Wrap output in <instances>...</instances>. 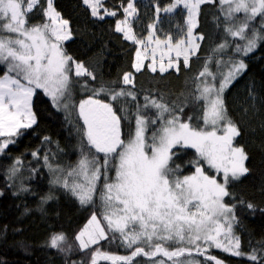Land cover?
<instances>
[{
    "label": "snow or ice",
    "instance_id": "snow-or-ice-1",
    "mask_svg": "<svg viewBox=\"0 0 264 264\" xmlns=\"http://www.w3.org/2000/svg\"><path fill=\"white\" fill-rule=\"evenodd\" d=\"M39 3L40 0H0V66H3L0 69V137L5 138L0 140V154L15 143L13 138L22 135L21 130L37 123L33 111L37 90L42 91L58 111L64 109L66 119L72 108L77 109L86 144L76 165L68 169L54 167L48 156L44 157L54 176L51 183L75 198L81 207L94 204L99 192L103 215L98 217L93 212L75 236L81 251L101 241L118 242L130 250L127 255H110L93 248L90 264H97L101 256L112 264H144L138 257L146 258L148 264L169 261L171 264H227L212 254L213 248L231 257L245 258L252 264H264V254L258 256L255 249L250 253L241 250L240 238L234 234V225L238 222L235 205L225 202V197L233 195L229 185L250 173L246 166L247 152L243 146L234 144L235 138L241 135L240 128L229 117L225 103V92L247 68L244 61L217 60L214 72L208 66L209 60L199 72L192 99L201 109L198 119L203 121L202 127L193 126L191 116L187 120L181 118L187 100L177 109L165 103L162 97L145 96L144 105H137L133 114L134 132L125 140L121 122L129 119L127 98L135 101L136 94L103 82L90 88L87 80H73L74 76L95 81L97 76L82 61L64 51L62 42L71 39L69 21L56 10L53 0H46L47 6L43 9L46 22L28 23L29 13ZM83 3L93 17L116 16L115 11L103 6V0H83ZM215 3H219L223 13L226 36L245 42L236 46L237 53L248 55L264 42V0H173L163 9L157 6V14L172 13L182 6L186 10V29H181L183 36L176 41L170 35L160 39L156 36L155 23H150L148 44L133 34L129 17L137 14V8L129 0L124 7V19L116 22L115 30L122 32L125 40L143 45L145 53L149 44L156 45L151 52L152 63L148 65L152 72L157 71L155 55L161 45L167 49L161 51V73L176 66L172 59L164 63V56L173 51L177 57L183 55L187 67L190 55L200 47L196 41L204 39L202 35L193 34L201 5ZM102 8L104 15H100ZM258 17L260 30H256L253 23ZM228 46L225 39L215 51L223 52ZM146 58L139 49L136 51L133 67L137 72ZM132 82V73H125L122 83ZM76 84L91 91L78 105L71 103ZM102 95L108 102L99 98ZM117 104L119 109L115 107ZM148 109L155 110L154 118L145 114ZM118 112L125 115L122 117ZM150 125L156 127L149 137ZM178 148L195 150L199 160L194 162V174L182 178L176 175L179 165L173 167V157L177 154L173 150ZM32 156L38 158V153L33 152ZM200 161L222 174V182L207 175ZM20 165L17 159L9 169L10 179L16 176ZM113 168L115 176L110 178ZM27 191L21 184L19 192L14 194ZM55 198L51 191L43 196L41 211L43 205ZM246 207L255 210L250 202ZM65 239L63 233H54L49 246L65 251L61 247Z\"/></svg>",
    "mask_w": 264,
    "mask_h": 264
},
{
    "label": "trees",
    "instance_id": "trees-1",
    "mask_svg": "<svg viewBox=\"0 0 264 264\" xmlns=\"http://www.w3.org/2000/svg\"><path fill=\"white\" fill-rule=\"evenodd\" d=\"M142 1L131 0L137 8V14L130 19L133 34L137 38L145 41L150 23H155L156 30L170 36L173 35L174 27L183 26L185 14L182 9H177L172 15L163 11L157 14L155 11L157 6L163 9L173 0H144L149 3L147 7L143 6ZM128 2L129 0H103V6L115 11L116 16L104 15L103 19H99L91 15V10L83 0H53L56 10L69 21L71 39L62 42L64 51L75 60L82 61L97 76L95 81L87 77L75 78L87 80L90 88L98 87L103 82L117 88H126L136 94L135 101L127 98L129 119H122L121 122L122 139L127 140L134 132L133 114L136 106L144 105L145 96L154 99L162 97L165 103L177 109L187 100V106L180 114L181 118L187 120L191 116V124L202 127L203 121L198 119L202 114L201 109L192 99L199 72L209 60L211 62L208 66L214 72L217 60H243L247 68L225 92V103L229 117L240 128L241 135L235 138L234 144L243 146L247 152L249 159L246 166L250 173L229 185V191L233 195L225 197V202L235 205L238 222L234 225V234L240 238L241 250L250 253L255 249L258 256L264 254V211H261L264 209V42L248 55L237 53L236 46L245 42L226 36L219 3L203 4L194 34L202 35L204 39L198 40L200 47L194 56L189 57L187 67L180 59L175 69L164 73L152 72L147 61L139 72H134L132 64L138 45L125 40L115 30L116 22L124 19V7ZM46 6V0H40L37 7L29 13L30 25L46 22L47 18L43 15ZM103 13L102 8L100 15ZM253 23L256 30L261 29L259 17ZM225 39L229 46L223 52H216L217 46ZM125 73H132V84L122 83ZM75 86L81 87L78 84ZM87 93L81 98L87 99L91 91ZM99 98L108 102L105 97ZM115 107L119 109L120 106L117 104ZM33 111L37 123L30 129L21 130L22 135L13 138L15 143L0 154V264H90L93 248L110 255L129 254L130 250L121 247L118 242L101 241L88 250L79 249L75 236L93 212L98 217L103 215L99 192L94 198V204L81 207L75 198L50 183L49 168L44 157L47 155L53 166L71 167L80 159L86 141L83 134L76 135L77 132L65 118L66 115L53 107L51 100L40 90L33 97ZM118 114L122 117L125 115L123 112ZM145 114L152 119L155 117V110L148 109ZM155 127L156 125L149 126V137ZM45 137L49 139L45 140ZM173 151L177 153L173 157V167L179 165L176 175L182 178L194 174V162L199 160L196 153L191 148ZM33 152L38 153V158L32 156ZM17 159L21 161L19 171L10 179L9 169ZM202 164L200 161L205 173L211 175ZM114 176L113 168L109 177ZM21 184L28 191L14 194L19 192ZM49 191L56 198L43 205L41 211V198ZM249 202L255 205V210L246 207ZM54 233L65 235L66 239L61 244L65 251L49 246ZM210 251L227 264H252L245 258L231 257L215 249ZM137 260L148 264L146 258L138 257ZM97 264L112 262L101 256L97 258Z\"/></svg>",
    "mask_w": 264,
    "mask_h": 264
},
{
    "label": "rangeland",
    "instance_id": "rangeland-1",
    "mask_svg": "<svg viewBox=\"0 0 264 264\" xmlns=\"http://www.w3.org/2000/svg\"><path fill=\"white\" fill-rule=\"evenodd\" d=\"M143 2V6L144 7H147L148 5H149V3L148 2H146V1H142ZM179 9V8H178ZM180 9H182L183 10V12H184V14H185V18H184V22H183V26H181V27H174V29L175 30H173V35L171 36L172 37V39H173V41H176V40H178V39H180L182 36H183V32L181 31V29H186V23H185V21H186V10H184L183 8H182V6L180 7ZM175 13V11L174 12H172V13H167L168 15H172V14H174ZM103 15H104V13H103ZM107 16V15H106ZM130 19H132L131 17H129V20ZM196 29V28H195ZM194 29V30H195ZM119 33H121L122 35H123V37H124V34L122 33V32H119ZM147 33H149V32H147ZM193 34H194V31H193ZM194 35H196V34H194ZM148 36V35H147ZM156 36L157 37H159L160 39H165L168 35H166V34H164L163 32H161L160 30H156ZM197 36V35H196ZM67 41V40H66ZM128 41H130V42H133L132 40H128ZM145 44H148V40H147V37L145 38ZM197 43H199V41H196ZM156 47V45L154 44V43H152V44H149L148 45V50H147V52L145 53L144 52V46L143 45H138V48H137V50L139 49L142 53H144V55L147 57L146 59H144V61H143V66H144V64L148 61V65L149 64H151L152 63V55H151V52H152V49L153 48H155ZM161 51H167V49L165 48V46L164 45H161L160 46V49L159 50H157V52H156V55H155V59H156V61H157V63H156V67H157V71H159V63H160V57H161ZM135 54V56H134V61H133V64L135 63V60H136V53H134ZM195 55V54H194ZM194 55H190V57H192V56H194ZM169 59H172L173 60V62H174V64L176 65L175 67H173V68H170V69H175L176 67H177V63H178V61L180 60V59H182L183 60V55H181L180 57H177L176 56V53L173 51V52H171V53H168L167 55H165L164 56V63L165 64H167V62H168V60ZM132 64V65H133ZM134 68V67H133ZM143 68V67H142ZM141 68V69H142ZM170 69H168V70H170ZM134 72H137L135 69H134ZM160 72V71H159ZM73 80H76V78L73 76ZM42 92V91H41ZM89 93L90 92V90H84L82 87H78V88H76V86L74 85L73 86V91H72V97H71V103L72 104H75V105H78V103H79V101L82 99L81 97H83V95L84 94H86V93ZM87 93V94H88ZM47 97V96H46ZM102 97H105V96H103L102 95ZM48 98V97H47ZM105 98H107V97H105ZM49 99V98H48ZM108 99V98H107ZM50 100V99H49ZM60 111H62L65 115H66V111L64 110V109H61ZM63 114V115H64ZM68 120V122L71 124V126L73 127V130H76V135H78V136H82V134H83V132H82V130H80V129H82V126H83V122L82 121H80V120H78L77 119V109H75V108H72L71 109V115L69 116V118L67 119ZM219 134V133H218ZM0 139L2 140V139H5V138H2V137H0ZM77 150H79V149H77ZM194 152H195V150L194 149H192ZM196 153V152H195ZM197 155V154H196ZM198 157V156H197ZM198 159H199V157H198ZM203 161H201V163H202ZM77 163V162H76ZM76 163L73 165V166H75L76 165ZM202 165H204V167L209 171V173H211V175H209V176H213V177H215L219 182H222V174H217L216 173V171H215V169H212V168H210L205 162H203V164ZM73 166H71V167H73ZM54 167H56V166H54ZM59 168H62V169H68V168H70V167H68V168H66V167H59ZM48 172H49V174H50V178H51V181L53 180V178H54V176H53V173L48 169ZM51 183V182H50ZM52 184V183H51ZM53 185V184H52ZM53 186H55V185H53ZM88 222V221H87ZM87 222H86V224H87ZM85 224V225H86ZM84 225V226H85ZM84 226L81 228V230L84 228ZM78 243V242H77ZM213 249H215V248H213ZM213 249H211V250H213ZM215 250H218V249H215ZM220 251V250H219ZM167 264H171V262L169 261V262H167Z\"/></svg>",
    "mask_w": 264,
    "mask_h": 264
}]
</instances>
